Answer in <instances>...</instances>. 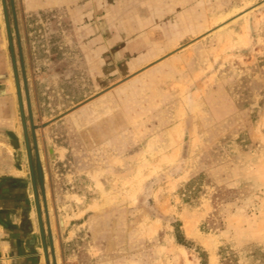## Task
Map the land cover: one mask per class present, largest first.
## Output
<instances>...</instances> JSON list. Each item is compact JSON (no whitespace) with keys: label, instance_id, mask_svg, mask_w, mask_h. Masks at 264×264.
I'll list each match as a JSON object with an SVG mask.
<instances>
[{"label":"rangeland","instance_id":"374dc122","mask_svg":"<svg viewBox=\"0 0 264 264\" xmlns=\"http://www.w3.org/2000/svg\"><path fill=\"white\" fill-rule=\"evenodd\" d=\"M13 8L0 0V63L13 79L37 239L20 254L36 264H264V0H184L190 31L172 51L142 66L119 53L98 69L47 29L48 16L23 30L18 0Z\"/></svg>","mask_w":264,"mask_h":264},{"label":"crops","instance_id":"0c3cea01","mask_svg":"<svg viewBox=\"0 0 264 264\" xmlns=\"http://www.w3.org/2000/svg\"><path fill=\"white\" fill-rule=\"evenodd\" d=\"M18 28L39 29L48 16V30L63 31L72 50L84 54L93 68L103 67L104 57L116 65L115 54L127 53L141 66L172 51L189 35L183 16L184 0H18ZM54 18L53 21L51 20ZM51 18V19H50ZM19 29V30H20ZM21 33V32H20ZM0 16V52L6 48ZM19 47V46H18ZM20 49V48H19ZM129 57V58H130ZM131 59V60H132ZM13 79L5 58L0 63V262L8 260L9 247L24 250L35 237L34 208L30 209V186L24 180L21 137L17 125L14 93L7 90ZM24 211L31 230L23 227ZM3 220V224L1 226ZM7 223V224H6ZM20 226V229L17 230ZM28 227V226H27ZM33 229V230H32ZM34 235V236H33ZM13 240V241H11ZM14 242V243H13ZM37 243V239H36ZM35 243V244H36Z\"/></svg>","mask_w":264,"mask_h":264},{"label":"flooded vegetation","instance_id":"af4514ba","mask_svg":"<svg viewBox=\"0 0 264 264\" xmlns=\"http://www.w3.org/2000/svg\"><path fill=\"white\" fill-rule=\"evenodd\" d=\"M23 215H24L23 216V219H24L23 227L25 228V230L28 229V231H29V230H31V225H30V223L26 222V219H25V217L27 218L26 211H24ZM2 225H4L3 220H2L1 226ZM16 229L19 230L20 226ZM35 243H36V237H30L29 240L26 241L24 244V250L25 251L33 250L35 248ZM9 248L10 249H9L8 254H9V257H11V258H9L6 261H3L2 263L0 262V264H36L35 260L33 259V256H24V255L20 254L21 249L17 250L16 248H12V247H9Z\"/></svg>","mask_w":264,"mask_h":264},{"label":"water","instance_id":"95a60500","mask_svg":"<svg viewBox=\"0 0 264 264\" xmlns=\"http://www.w3.org/2000/svg\"><path fill=\"white\" fill-rule=\"evenodd\" d=\"M10 5H11L12 14H13V17H14L15 13H14V8H13V0H10ZM15 28H16V24H15ZM19 51H20V49H19ZM22 74H23L22 80H23V85H24V89H25V98H26V103H27V111H28V115H29L30 128H31V131H32L33 148H34V151H35L37 176H38V180H39V184H40V188H41V192H42V197L44 199L45 193H44V188H43V177H42V173H41V166H40V162H39V156H38V153H37V146H36L35 135H34V126H33L32 118H31V110H30V106H29V96H28V93H27L26 79L24 77L23 69H22ZM48 153H49V155L51 157L53 156V150H52V148L50 146H48ZM61 225H62L61 224V219L59 218V229L61 231H63L64 228Z\"/></svg>","mask_w":264,"mask_h":264},{"label":"trees","instance_id":"16d2710c","mask_svg":"<svg viewBox=\"0 0 264 264\" xmlns=\"http://www.w3.org/2000/svg\"><path fill=\"white\" fill-rule=\"evenodd\" d=\"M175 240L177 244L183 245V236L181 235V232L179 230V227H175V234H174Z\"/></svg>","mask_w":264,"mask_h":264},{"label":"bare ground","instance_id":"6f19581e","mask_svg":"<svg viewBox=\"0 0 264 264\" xmlns=\"http://www.w3.org/2000/svg\"><path fill=\"white\" fill-rule=\"evenodd\" d=\"M8 90H10V84L9 83H8ZM61 224H62L61 226L64 228L65 227V223H64V220L62 218H61Z\"/></svg>","mask_w":264,"mask_h":264}]
</instances>
